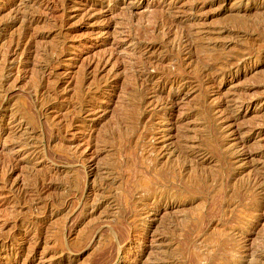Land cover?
<instances>
[{"label":"rangeland","instance_id":"374dc122","mask_svg":"<svg viewBox=\"0 0 264 264\" xmlns=\"http://www.w3.org/2000/svg\"><path fill=\"white\" fill-rule=\"evenodd\" d=\"M262 28L264 0H0V264H264Z\"/></svg>","mask_w":264,"mask_h":264},{"label":"bare ground","instance_id":"6f19581e","mask_svg":"<svg viewBox=\"0 0 264 264\" xmlns=\"http://www.w3.org/2000/svg\"><path fill=\"white\" fill-rule=\"evenodd\" d=\"M263 14V13H262ZM161 15V14H160ZM243 15V14H242ZM156 16V15H155ZM262 16V15H261ZM160 17V16H159ZM248 18V17H247ZM262 20V19H261ZM167 22V21H166ZM171 22V21H170ZM169 22V23H170ZM228 23V22H227ZM223 24V23H222ZM171 25V24H170ZM226 26V25H225ZM237 26V25H236ZM163 27V26H162ZM231 27V26H230ZM238 27H239V25H238ZM152 28V27H151ZM165 28V27H164ZM234 28V27H233ZM161 29V28H160ZM263 29V28H262ZM223 30V29H222ZM259 30H261L260 28H259ZM264 30V29H263ZM168 31V30H167ZM166 32V31H165ZM185 33V32H184ZM252 33V32H251ZM166 35V34H165ZM203 39V38H202ZM210 39V38H209ZM208 39V40H209ZM215 40V39H214ZM219 40V39H218ZM174 41V40H173ZM195 41V40H194ZM217 41V40H216ZM205 46V45H204ZM47 50V49H46ZM49 50V49H48ZM60 50V49H59ZM49 54H50V52H49ZM45 62V61H44ZM199 68H201V66H199ZM203 69V68H202ZM1 71V70H0ZM218 72V71H217ZM263 73V72H262ZM211 78V77H210ZM262 80V79H261ZM263 81V80H262ZM5 86V85H4ZM132 92V91H131ZM3 94V93H2ZM134 94V93H133ZM35 95V94H34ZM135 95V94H134ZM36 96H37V94H36ZM30 100H32V99H30ZM32 103V102H31ZM129 106V105H128ZM131 111H134V110H131ZM79 113V112H78ZM127 113V112H126ZM125 115V114H124ZM127 115V114H126ZM130 117V116H129ZM130 119V118H129ZM135 119V118H134ZM202 120V119H201ZM121 123V122H120ZM125 123V122H124ZM123 124V123H122ZM126 125V124H125ZM128 126V125H127ZM132 126V125H131ZM133 127H131V129H132ZM204 128V127H203ZM116 129H117V127H116ZM115 131V130H114ZM117 131V130H116ZM119 131V130H118ZM118 133H120V132H118ZM126 133V132H125ZM196 136H197V134H196ZM194 137V136H193ZM104 138V137H103ZM187 138V137H186ZM185 138V139H186ZM188 139V138H187ZM105 140V139H104ZM207 140V139H206ZM119 143V142H118ZM183 145H185V144H183ZM189 146V145H188ZM203 147V146H202ZM258 148V147H257ZM75 150V149H74ZM177 151V150H176ZM188 151V150H187ZM180 153V152H179ZM180 156V155H179ZM188 157V156H187ZM184 159H186L185 157H184ZM177 160V159H176ZM191 160H192V158H191ZM171 161V160H170ZM190 161V160H189ZM174 162V161H173ZM180 163V162H179ZM176 165V164H175ZM178 165V164H177ZM182 165V164H181ZM193 167V166H192ZM198 167V166H197ZM178 168V167H177ZM182 168L183 167H181V168H179V169H181L182 170ZM206 168V167H205ZM190 169V168H189ZM197 169H199V168H197ZM208 170V169H207ZM216 170V169H215ZM203 171V170H202ZM214 171V170H213ZM179 172H180V170H179ZM177 173H178V171H177ZM191 173V172H190ZM214 173H215V171H214ZM181 175H182V171H181ZM195 175H198V174H195ZM217 175V174H216ZM216 175H214V176H216ZM211 177V176H210ZM239 177V176H238ZM186 178V177H185ZM190 178V177H189ZM215 178V177H214ZM27 179V178H26ZM196 179V178H195ZM34 180H36V179H34ZM191 180V179H190ZM240 180V179H239ZM190 182V181H189ZM239 182V181H238ZM73 185V184H72ZM262 186V185H261ZM166 195V194H165ZM167 196V195H166ZM24 198V197H23ZM56 200V199H55ZM40 207V206H39ZM27 213V212H26ZM24 215V214H23ZM26 215V214H25ZM234 254V253H233ZM171 257V256H170ZM252 263V262H251Z\"/></svg>","mask_w":264,"mask_h":264}]
</instances>
